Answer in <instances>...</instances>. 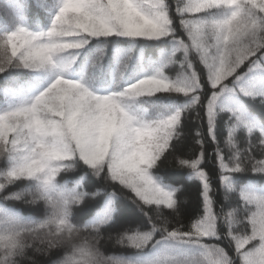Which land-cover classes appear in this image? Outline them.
I'll return each mask as SVG.
<instances>
[{
	"label": "snow or ice",
	"instance_id": "snow-or-ice-1",
	"mask_svg": "<svg viewBox=\"0 0 264 264\" xmlns=\"http://www.w3.org/2000/svg\"><path fill=\"white\" fill-rule=\"evenodd\" d=\"M0 264H264V0H0Z\"/></svg>",
	"mask_w": 264,
	"mask_h": 264
},
{
	"label": "trees",
	"instance_id": "trees-1",
	"mask_svg": "<svg viewBox=\"0 0 264 264\" xmlns=\"http://www.w3.org/2000/svg\"><path fill=\"white\" fill-rule=\"evenodd\" d=\"M108 247V254H112V252L114 251V249H112L111 246H107Z\"/></svg>",
	"mask_w": 264,
	"mask_h": 264
}]
</instances>
